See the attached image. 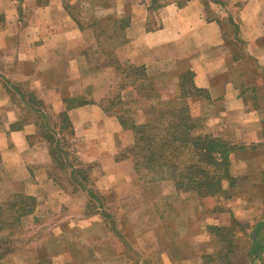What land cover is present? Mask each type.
<instances>
[{"label": "crops", "instance_id": "crops-1", "mask_svg": "<svg viewBox=\"0 0 264 264\" xmlns=\"http://www.w3.org/2000/svg\"><path fill=\"white\" fill-rule=\"evenodd\" d=\"M88 1L92 2V8L99 10L91 18L90 24H83L73 16L68 9L70 0H42L41 3L38 0H0V192L5 187L15 197L11 198L9 204L5 197L0 196L1 209L15 204L19 198H25L31 210L20 212L22 217L66 214L64 209L71 205L68 199L72 201L73 198H68L69 194L59 178L62 176H57L58 164L53 162L51 155L50 135L61 143L60 148L64 153L57 162L65 163V166L58 169L67 173L71 181L68 184L74 187L75 192L70 196L74 195V204L78 200L76 205L81 211L83 192L86 197L98 200L88 195L89 190L93 191L92 196L97 195L99 199L111 194L119 197L120 201L125 199V196H121L123 192L135 194L132 191L135 184L131 185V182L135 183L131 173L134 163L129 157L118 156L120 150L126 148L122 137L126 131L117 118L105 112L95 99L70 108L65 106L68 97H81L88 90L97 88L95 86L99 85L101 76L116 73V68L110 62L99 69L90 66L89 56L95 45L94 49L110 55L113 61L143 67L145 78L140 82L161 72H172L175 87L178 88L179 76L191 72L189 86L192 83L194 87L205 90L209 97L211 112L206 109L204 115L207 121L214 124L209 126L207 133L235 146L229 157V174L237 181L236 189L231 190L234 192L232 196L202 197L184 192L187 198H194L205 211V224L199 227L202 231L186 237L185 249L188 248L191 255L183 254L176 246L169 249V244L164 243L151 247L145 241L144 249L156 247L165 248V251L157 250L155 254L147 252L142 255V264H230L231 257H227L231 251L227 248L223 255L219 253L224 243L218 241L210 229L222 227L227 231L229 223L236 221L246 226L240 232L248 238L247 250L252 258L245 253L248 264H264V0H223L225 4L218 0ZM22 9H27V12L36 9L50 14L58 12L57 18L50 21L56 30H47L46 24L43 25L45 30L37 27V34L33 33L34 41H27L32 48L26 51H21L19 45L29 38L27 31L30 20L26 29L24 24L28 19L21 17ZM227 11L238 27V38L246 44L249 58L231 46V37L225 26ZM89 28H92L91 34ZM103 29L111 30L105 34ZM105 44L108 48H105ZM240 46L243 49L244 45ZM58 52L54 64L46 68L41 60L50 62ZM249 62L253 65L250 68ZM22 66L28 67L27 70ZM249 71L256 72L251 84L246 81ZM254 81L261 83L256 85ZM21 87L28 92L21 90ZM21 93L33 95L36 98L33 102L37 105L40 102L45 105L51 103L50 106H54L52 108L59 116L65 111L70 132L80 145L75 146L76 150H79L82 159L93 157L88 160H97V165L101 166L103 190L107 193L100 194L85 186L83 175L77 172L81 168L71 162L66 163L68 160L64 155L69 152L59 139L57 128L53 132L47 112L27 101L26 96L21 99ZM30 110L46 120L47 126L43 131L39 130L40 126L34 122L36 120L25 121ZM89 145L96 149L88 152ZM91 153L93 156L89 157ZM89 166L82 169L89 170ZM72 168L76 170L75 176L71 175ZM123 169L129 176L128 182L121 179ZM223 186H226V182ZM140 193L143 195L142 191ZM126 198L134 199L135 196ZM212 205L220 207L211 208ZM236 209L239 211L236 212ZM150 214L149 211V218L153 219ZM139 215H145L144 209L136 216ZM101 216L95 211L86 218L100 219ZM127 216L129 220L133 219L129 211ZM234 233L236 235V230ZM66 234L63 232V235ZM205 234L207 236L204 237ZM238 242L235 239L230 246L234 244L238 248L241 245ZM169 243L176 245V242ZM112 244L105 243L107 251ZM123 244L128 243L123 241ZM66 248V244H61L56 252L64 264H67ZM90 250L92 255H97L94 248ZM156 254L158 259L155 258ZM10 257L7 255L0 259V264H6ZM111 258L114 262L116 257L112 254L108 256V259ZM91 259H96V256ZM127 260L124 259L125 263ZM21 263L29 264L30 258L26 256V259L21 258L13 264Z\"/></svg>", "mask_w": 264, "mask_h": 264}, {"label": "rangeland", "instance_id": "rangeland-1", "mask_svg": "<svg viewBox=\"0 0 264 264\" xmlns=\"http://www.w3.org/2000/svg\"><path fill=\"white\" fill-rule=\"evenodd\" d=\"M39 1L40 3L42 2V0H38V2ZM218 1L225 4L223 0ZM70 2L71 5L69 4V11L76 19L82 21L83 24H90V21L92 20L91 18L95 17L99 11L92 8V2L89 3L88 0H70ZM227 12V16H225L226 19L230 16V12ZM57 13L58 12H53L52 14L48 12L44 13V11H36V9L29 10V12H27V9H22L20 11L21 17L23 16L28 19L24 24L26 25V29L30 20V28L27 31V36L29 35V38H26V41L21 42L19 45L21 51L30 49L31 46L29 47L28 44L29 42L34 41L32 39H34V35L37 34V27L45 30L43 25L46 24L47 30L55 29L54 26H52L53 24H50V21L57 18ZM20 22H22L21 19ZM36 24L40 25L38 26ZM225 26L228 27V36L231 37V46L233 48L236 47L237 50H239L238 52L241 50L242 56H247L245 49L246 44L236 37L237 34L234 33L232 24L227 22V25ZM91 30L92 28H89V34H91ZM110 30L111 29H103L102 32L108 34ZM233 36L238 40H234ZM28 40L29 42H27ZM90 44H88V47L91 49ZM240 44L244 45L243 49L240 48ZM94 46H92V53L89 56V62L91 63L90 66H93V69H99L103 67L102 65L110 62V64L116 68V73L112 74V76H101L99 78V85L95 86L97 88H94V90L91 91L88 90L85 92V95L75 98L68 97L65 106L72 104H75L76 106V103L81 100L91 101L95 99L99 101L102 108L103 106H109V112H111V115L113 116L120 115L129 122L132 121L135 124H150L151 126L155 124L156 119H158V110L163 108L167 109L168 106V108H178L181 105L186 104L190 108L189 114L195 117L199 124H204L203 130H209V126L214 124L213 122L210 123L207 121V117L204 115L206 109H208L207 112H211V109H209L210 103L208 100L204 99V93H201V90L203 89L190 91V88L186 86V90L184 89L182 91L179 88V85L178 88H176L175 77L172 75V72H161L157 76H153L151 79H148L147 81L143 80L142 82L138 79L139 75H137V73L134 76L127 77V64L119 63L116 60L113 61V58L110 55H108L109 57L106 56L105 52L94 49ZM38 47L40 46H36L35 48ZM105 48H108L106 44ZM58 54L59 52L55 53V56L53 55L51 57L50 62L46 60H41V62H43V65H45L46 68H50V65H53L56 58H58ZM251 62L248 63L249 68L250 65H252ZM22 67L24 70H27L28 68L26 66ZM255 74L256 72L251 73L249 71L246 76L248 84L253 82L252 80ZM254 82L256 85L261 83L260 81ZM21 90L28 92L25 87H21ZM186 91H189L190 93H184ZM28 95L26 96V99L30 101L31 94L29 97ZM71 98L75 100L70 101ZM34 99L36 98L34 97ZM31 103L35 104L33 101ZM50 105L51 103L45 105L40 102V104H35L34 106H40L45 112H47L46 116L52 130H56L57 128L59 139L63 141L62 143L65 145V150L69 152L64 155L65 159L68 160L66 163L69 164V162H71L72 165L79 166V168H85L90 165L88 173L86 174V179L84 178L85 186L87 185L88 188H92L94 191L100 192V194L107 193L103 190L104 183H101L103 181L100 180L101 166L97 165V160H88L93 158L91 157V155L93 156V153L89 156L91 158L82 159L83 157L78 153L79 150H76L75 148L76 145H80L74 141L75 137L69 131V127H65L64 130H61L63 121L52 108L54 106ZM32 120H36L34 122H37V125L40 126L39 130L43 131L45 127L44 122H46V120H43L37 113L30 110L25 121L28 122ZM163 124H165V122ZM40 134L41 131L39 135ZM132 136L133 133L131 131H127L125 132V135H122L124 139V147L126 148L120 150L121 152L119 155L117 153L118 156H125L132 159L128 152L129 149H132V145L135 143ZM90 146L91 145L88 146V152L96 149V147L92 146L91 148ZM132 156H134V154H132ZM56 170H58L57 176H62L59 178L63 184V188L69 194H67L68 198H73L72 201L68 199L71 205L69 208H65L66 210L64 209L67 215L25 218L20 215L21 211H19L18 208H10V206H6V208L4 207L2 211L11 214V216L4 220V225L2 227L0 226V259L7 257V255L9 257L11 256V262L6 261V264H13L14 262L21 260V258L26 259V256L30 258L29 264H64L62 257L56 255L61 244H66L67 246L64 250L67 264H97L98 262H100L99 264H142V255L147 252L152 251V253L155 254L157 250H160L161 252L165 251V248L156 247L150 250L144 249L143 244L145 241L149 242L151 247L155 244L156 246H159L164 243L169 244V249H173L174 246H176L180 248V252H183V254L191 255V251L188 248L185 249L187 246L185 243L186 237L189 235L191 237L193 234L197 235L198 232L202 231V228L199 229V227L205 224V211L203 206L201 207L199 203L194 201V198H187V195L183 192L173 189L171 176L168 171H161L163 169L158 167H152L150 170L142 167L137 171V168L134 167L133 164L131 173L135 183L131 182V185L135 184L132 187V191H134L135 194L129 195L122 191L123 193L121 196H125V199H121L120 201L119 197L111 196L110 194L104 199H101V203H99L94 199L86 197L85 192H83L82 198H84V200L81 211V208L76 205L78 200L74 204V195L70 196L75 192L74 187L68 184L71 183V181L68 178L67 173L60 172L58 168H56ZM128 177L129 176L125 171L121 179L128 182ZM3 188L4 189L0 192V196L5 197V200L8 201L7 203L10 204L11 198L15 197H13L5 187ZM126 188L127 187L124 189L125 191ZM140 190L143 192V195L142 193L138 194V192H141ZM118 195H120V193ZM79 196L78 193V198ZM131 196H135V198L126 200V197L129 198ZM125 200L126 202H124ZM17 201L19 202V200ZM123 204H125V207ZM219 207L216 205L211 206V208ZM141 209H144L145 215L136 216ZM207 210H209V207H207ZM95 211L102 214L100 219L97 217L92 220L86 218V216ZM128 211L131 215L130 218L133 217L132 220H129L127 216ZM149 211L151 212L150 215L153 219L149 218ZM235 211L238 212L239 210L236 209ZM156 215H158V217H156ZM145 216L147 218L146 221ZM131 228L132 231L129 232ZM227 228L228 233L232 236L231 239L233 241H231V243L236 239L241 244L238 248H235L234 244L232 247L228 245V248L231 251L230 254L228 253L229 257H227H231L229 259L230 264H248V260L246 259V254L248 255V238L247 236H242L240 232L242 228L246 229V226L236 221L229 223ZM107 229L110 230L111 233H108ZM62 230L67 234L63 235V232H61ZM234 230H236V235ZM143 231H145L144 234ZM203 236L205 237L207 234ZM65 241L67 243H65ZM123 241L128 244L124 245ZM214 241L216 242L217 240L214 239ZM169 242H176V245H173V243L170 245ZM105 243H113L112 246L109 245L108 251L106 250L107 245H105ZM114 244L118 245L115 247ZM90 248H94L97 255H92ZM218 251L223 255L224 252H227V249L222 245V249H219ZM112 254L116 257L114 262L112 258L108 259V256ZM92 256H96V259H91ZM125 258L129 259L126 263L124 261ZM155 258L158 259L159 256L156 254ZM249 258L252 260L251 255Z\"/></svg>", "mask_w": 264, "mask_h": 264}, {"label": "trees", "instance_id": "trees-1", "mask_svg": "<svg viewBox=\"0 0 264 264\" xmlns=\"http://www.w3.org/2000/svg\"><path fill=\"white\" fill-rule=\"evenodd\" d=\"M227 22L232 24L234 33L237 34L238 27L233 22L231 16H228ZM236 37L238 38V36ZM127 69V77L134 76L136 73L139 75V80L145 77L143 67L128 66ZM191 76V72H185L179 76L178 85L182 91L184 89L186 90V85L190 88V91L201 90L191 85L192 83L189 86ZM184 93L190 92L186 91ZM201 93H204L205 100H209L205 90H201ZM20 96L21 99H23L26 95L21 93ZM73 98H71L70 101L75 100ZM33 100L34 97L31 95L30 102ZM87 102L88 101L81 100L76 103V105H82ZM73 106H75V104L67 105L69 108ZM168 107L167 109L163 108L157 111L158 119H156L155 124L151 126L150 124H135L132 121L129 122L120 115H114L124 131H131L133 133L132 137L135 143L128 152L132 157L134 167L137 168V171L142 167L148 170L152 167H158L163 169L161 171H168L171 176L173 189L179 192L195 193L202 197L217 195L218 197L223 196L224 198H229L232 196L234 192H231V190L234 191L236 189L237 181L229 174V157L230 153L235 150V146L230 145L227 141L219 137L211 136L210 133L203 130L204 124H199V122L196 121L197 119L189 114L190 108L186 104L178 108ZM103 110L112 114L109 112V106H103ZM60 117L63 121L61 130H64L65 127H69L70 131L71 127L67 121L65 111L60 113ZM164 122L165 124H163ZM44 124L46 127L47 123L44 122ZM50 140L53 162L58 164V168L63 169L65 163L61 164L57 162L61 154L64 153L60 148L61 143L57 138L54 139L53 135H50ZM132 154H134V156H132ZM69 167L72 166L70 165ZM75 172L76 170L72 168L71 175L75 176ZM77 172L78 174H82L86 179L87 169L81 168L77 170ZM224 182H226V186H223ZM92 192V190H89L87 193L89 196L98 199L97 201L101 203V199H99L97 195L92 196ZM17 200H19V202L15 201L16 203L12 204L10 208H18L22 213L26 211V209L27 211L31 210L30 203L27 199L19 198ZM9 216H11V214L2 211L0 207L1 227L4 225V220ZM210 230L215 233L218 241L224 243L223 245L226 249L228 245H231V241H233L231 239L232 236L228 231H225L226 228L212 227Z\"/></svg>", "mask_w": 264, "mask_h": 264}]
</instances>
